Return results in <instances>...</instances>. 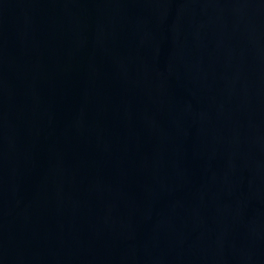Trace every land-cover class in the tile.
Returning a JSON list of instances; mask_svg holds the SVG:
<instances>
[{
  "label": "water",
  "instance_id": "water-1",
  "mask_svg": "<svg viewBox=\"0 0 264 264\" xmlns=\"http://www.w3.org/2000/svg\"><path fill=\"white\" fill-rule=\"evenodd\" d=\"M0 264H264V0H0Z\"/></svg>",
  "mask_w": 264,
  "mask_h": 264
}]
</instances>
